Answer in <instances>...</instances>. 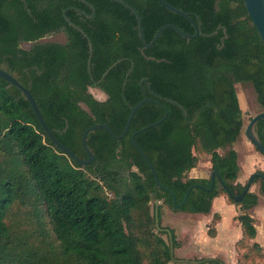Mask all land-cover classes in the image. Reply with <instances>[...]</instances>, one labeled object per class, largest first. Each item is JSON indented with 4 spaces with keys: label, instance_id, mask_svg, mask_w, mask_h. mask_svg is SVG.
Masks as SVG:
<instances>
[{
    "label": "trees",
    "instance_id": "trees-1",
    "mask_svg": "<svg viewBox=\"0 0 264 264\" xmlns=\"http://www.w3.org/2000/svg\"><path fill=\"white\" fill-rule=\"evenodd\" d=\"M85 1L95 9L93 19L73 12L68 17L88 38L63 17L69 5L93 14L84 3L26 0L24 9L20 0H0V70L31 91L55 137L81 160L88 159L82 138L89 127L106 124L120 136L145 93L155 102L139 108L120 140L105 129L89 133L95 162L83 167L52 143L22 92L0 78V264H170L169 236L163 233L169 242L159 236L152 195L174 212L198 215L210 214L221 194L229 196L219 180L211 192L195 187L211 188V180L189 176L199 162L195 151L211 157L210 173L217 171L233 195L246 187L235 184L240 166L234 146L243 127L236 85H251L264 107V45L245 0H166L190 16L199 35L188 40L168 28L144 53L130 10L111 0ZM122 1L138 12L147 43L167 24L195 34L187 19L159 0ZM62 26L70 30L66 46L39 42ZM22 42L33 46L22 49ZM95 87L108 99L93 97ZM158 95L181 105L187 117ZM167 112L165 121L135 136L163 189L132 135ZM256 183L264 198V181ZM191 188L176 207L173 194L179 205ZM231 201L249 211L259 196L249 192L241 203ZM236 220L244 237L257 236L251 215Z\"/></svg>",
    "mask_w": 264,
    "mask_h": 264
},
{
    "label": "rangeland",
    "instance_id": "rangeland-1",
    "mask_svg": "<svg viewBox=\"0 0 264 264\" xmlns=\"http://www.w3.org/2000/svg\"><path fill=\"white\" fill-rule=\"evenodd\" d=\"M46 42H64L62 35L47 37ZM29 48V45H22ZM237 91L241 100V107L244 114L251 112L254 116L261 112L257 106L256 94L251 85H237ZM90 93L99 101H104L106 95L97 88H91ZM241 136L235 144L234 149L238 154L240 172L235 184L245 186L255 172H264V158L251 144L245 135V127L248 117H243ZM226 150H219L223 155ZM198 157V165L189 176L191 178L206 177L210 175L211 157L204 153L195 151ZM250 193L259 196L258 205L244 211L240 205L231 201L229 196L221 194L213 201L212 211L208 215L187 214L174 212L169 206L160 201L161 228L173 230L175 233L176 245L174 247V260L170 264H210L205 260L216 259L224 264H264V198L259 194L258 183L254 184ZM155 197L150 202L151 213L154 211ZM223 202V208L217 209L214 204ZM249 214L254 220L257 229V236L254 239L244 237L241 225L236 218L241 214ZM224 219V221L222 220ZM198 229L197 239L192 240L194 229ZM166 242L167 235L158 232Z\"/></svg>",
    "mask_w": 264,
    "mask_h": 264
},
{
    "label": "water",
    "instance_id": "water-1",
    "mask_svg": "<svg viewBox=\"0 0 264 264\" xmlns=\"http://www.w3.org/2000/svg\"><path fill=\"white\" fill-rule=\"evenodd\" d=\"M83 3H86L85 0H79ZM113 2H116L122 6H124L125 8H127L128 10H130L134 16L136 17L137 23H138V34H139V38L143 44V49H142V53H144L145 50L149 49L150 47H152L157 41L158 39L161 37L162 33L168 29L171 28L173 30H175L176 32H178L180 35H182L184 38H187L188 40L190 39H194L199 35V27L198 25L190 18V16L183 12L182 10L172 6L171 4H169L166 0H159L160 3L169 11L182 16L183 18L187 19L192 26L195 29V34L191 35L185 31H183L182 29H180L179 27L172 25V24H167L162 26L157 33L155 34L154 38L151 40L150 43H147L144 37V33H143V28H142V23H141V18L138 14V12L136 11V9H134L131 5H129L128 3L122 1V0H111ZM245 7L247 9V12L262 40V43L264 45V0H245ZM94 11V9H93ZM216 33V32H215ZM92 56H93V46L92 43L89 41V58H88V70L90 71V65H91V61H92ZM153 60H155L154 58H152ZM120 62V61H119ZM117 62V63H119ZM117 63L113 64L102 76V80L109 74V72L117 65ZM0 78H2L3 80H5L6 82H8L10 85L14 86L15 88H17L18 90H20L22 92V94L25 96V98L27 99V101L29 102L30 106L32 107L40 125L42 126L43 130L45 131V133L47 134V136L49 137V139L52 141V143L59 148L62 152H64L65 154H67L68 156L72 157L75 162L83 167H87L91 164H93L95 162V157L92 154V152L90 151V149L87 146V138L89 133H91L92 131L95 130H99V129H105L107 132H109L114 138L120 140L122 138H124L131 127V124L133 122L134 116L136 114V112L139 110L140 107H142L144 104L151 102V100L146 97L144 100H142L141 102H139L137 105H135L134 107L131 108V114L128 118V121L126 123L125 129L122 132V134L120 136H116L113 131L111 130V128L106 125V124H97L95 126L89 127L83 134V138H82V144L83 147L85 148V151L88 155V159L87 160H81L80 158H78V156H76L71 150H69L67 147H65L54 135V133L52 132V130L48 127L47 123L45 122L42 113L40 111V108L36 102V100L34 99L31 91L27 88H25L18 80H16L12 75H10L9 73H7L6 71L0 70ZM146 79H143L142 81V85L144 83H146ZM148 85V84H147ZM149 86V85H148ZM169 103H172L176 106H178L179 108H181L183 110L184 115L186 116V111L184 110V108L179 105L178 103H175L173 101H168ZM168 117V112L166 113L165 117L161 120H159L158 122H155L151 125H148L146 127H144L143 129H141L140 131L134 133L132 135V142L133 144L137 147V149L139 150V152L143 155V157L145 158V160L147 161V163L150 166V169L152 171V173L154 174V177L156 179V183L158 185L159 188H163L162 183L160 182V180L158 179V175L156 173V170L154 168V166L152 165V163L150 162V160L148 159V157L146 156V154L142 151V149L137 145V143L135 142V136L139 133H142L150 128L156 127L159 124H161L163 121L166 120V118ZM262 121L264 124V112L262 114H260L259 116H257L256 118H254L252 120V122L250 123V125L248 126L247 130H246V136L249 139V141L260 151L264 154V145L261 143L260 139L258 138V136L256 135L255 131H254V126L257 122ZM216 177L219 179V181L221 182V184L223 185L224 188H226V191L229 195V197L236 203H241L245 197V195L247 193L250 192L252 186L254 185V180L256 178H259L261 180L264 181V175L262 174H254L250 177L248 184L245 187V190L243 191V193L241 195H233L229 189H227L224 181L221 179L219 173L217 171H213L212 172V184H211V188L210 189H206L207 191H211L214 187H215V182H216ZM199 188H203L202 186H196ZM192 188L188 191V193L186 194L185 198L183 199V201L181 202V204H177L175 195L173 194V198H174V205L176 207H182L185 202L188 200V197L191 193ZM152 197H155V194L152 195ZM155 218H156V227L160 232L163 233H167V235L169 236V241H170V251H171V256L174 258V234L170 229H165V228H161L160 226V201L159 200H155ZM176 261V260H175Z\"/></svg>",
    "mask_w": 264,
    "mask_h": 264
},
{
    "label": "flooded vegetation",
    "instance_id": "flooded-vegetation-1",
    "mask_svg": "<svg viewBox=\"0 0 264 264\" xmlns=\"http://www.w3.org/2000/svg\"><path fill=\"white\" fill-rule=\"evenodd\" d=\"M75 1H77V2H81V1H79V0H75ZM20 2H21V5H22V7L25 9L26 7H28V4H27V2H26V0H20ZM81 3H83V2H81ZM84 4H86V5H88L89 7H90V9L92 10V12H93V14H87V12H85L82 8H80V7H78L77 5H69L67 8H65V10H64V12H63V17H64V19H65V21L68 23V25H69V27L70 28H72V29H74V30H76V31H78L79 33H81V34H83L86 38H88L87 37V35L85 34V32H84V30L82 29V27L81 26H79V25H77L76 23H74V22H72L70 19H69V17H68V13H70V12H73L76 16H78V17H86L88 20H91V19H93L94 18V14H95V9H94V7L91 5V4H89V3H84ZM93 9H94V11H93ZM27 13H28V11H27ZM69 28L68 27H66V26H62L61 27V29H60V31L59 32H57V33H53V34H49V35H46L45 37H42L40 40H39V42L40 43H60V42H46V41H44L47 37H49V36H52V35H62L63 37H64V42H62L61 44H63V45H67L69 42H70V34H69ZM29 45V48H27V49H25V48H23V46L22 45ZM88 44H89V42H88ZM33 46V43L32 42H22L21 44H20V47L22 48V49H25V50H29L31 47ZM93 46V45H92ZM88 65V64H87ZM88 72L91 74V65H90V71L88 70ZM62 73H63V75H62V77H64V78H67V75H70L69 74V71H68V69H67V67H65L64 69H63V71H62ZM30 79H32L31 77H30ZM143 81V80H142ZM147 81V80H146ZM100 83V81L97 83V84H99ZM147 83V82H146ZM30 84H31V81H30ZM148 84V83H147ZM149 85V84H148ZM147 85V87L149 88V86ZM238 85V84H237ZM237 85H236V87H237ZM241 86H244V85H242V84H240ZM95 88H97V89H99L98 87H95ZM91 89V88H90ZM99 90H101V89H99ZM150 90V89H149ZM254 90V89H253ZM102 91V90H101ZM236 91H237V88H236ZM103 92V91H102ZM153 91H151V93H152ZM255 92V91H254ZM104 93V92H103ZM105 95H106V99L105 100H107L108 99V95L106 94V93H104ZM256 94V93H255ZM145 98L146 97H148V95L145 93ZM237 95H238V98H239V102H240V106H241V100H240V97H239V94H238V91H237ZM158 97L159 98H161V99H163V100H165L166 102H168L169 100L168 99H165V98H163V97H161V96H159L158 95ZM149 98V97H148ZM150 99V98H149ZM104 100V101H105ZM151 100V102H155L154 100H152V99H150ZM171 101V100H170ZM256 103H257V106L258 107H260L261 108V112H258L257 114H255L254 116H251L250 115V113L251 112H247L246 114H244L243 113V111H242V113H243V117L246 115L247 117H248V123H247V125H246V127H245V135H246V130H247V128H248V126L250 125V123L252 122V120L254 119V118H256L257 116H259L260 114H262L263 112H264V107L258 102V100H257V95H256ZM181 109V108H180ZM241 110H242V107H241ZM183 111V110H182ZM186 111V110H185ZM187 113V112H186ZM185 116V115H184ZM185 117H187V114H186V116ZM242 122H243V118H242ZM243 125H244V123H243ZM254 131H255V133H256V135L258 136V138L260 139V141H261V143L264 145V124H263V122L262 121H259V122H257L256 124H255V126H254ZM247 137V136H246ZM252 144V143H251ZM253 145V144H252ZM254 146V145H253ZM254 148H255V150L261 155V156H263V158H264V154L262 153V152H260L255 146H254ZM225 153H226V151H224V153H223V155H225ZM258 172H262V171H258ZM258 172H255V174H262V173H264V172H262V173H258ZM254 175V174H253ZM263 175V174H262ZM196 179H205V180H211V184H212V173H210V175H209V177L208 178H206V177H199V178H196ZM219 179L216 177V182H215V186L217 185V181H218ZM249 182V181H248ZM248 184V183H247ZM246 184V185H247ZM196 186H201V185H196ZM195 186V187H196ZM202 187H204V186H202ZM199 188V187H198ZM205 188V187H204ZM215 188V187H214ZM213 188V189H214ZM203 189V188H202ZM207 188H205L204 190H206ZM210 189V188H209ZM212 189V190H213ZM208 190V189H207ZM206 190V191H207ZM211 190V191H212ZM211 191H208V192H211ZM248 194V193H247ZM246 196V195H245ZM245 198V197H244ZM244 200V199H243Z\"/></svg>",
    "mask_w": 264,
    "mask_h": 264
},
{
    "label": "crops",
    "instance_id": "crops-1",
    "mask_svg": "<svg viewBox=\"0 0 264 264\" xmlns=\"http://www.w3.org/2000/svg\"><path fill=\"white\" fill-rule=\"evenodd\" d=\"M214 206L217 209H221V208H223V202H219V204L218 203L217 204H214ZM222 220L224 221V219H222ZM197 231H198V229L196 228V229H194V232L192 233V240H194V241L197 239V235H196Z\"/></svg>",
    "mask_w": 264,
    "mask_h": 264
}]
</instances>
